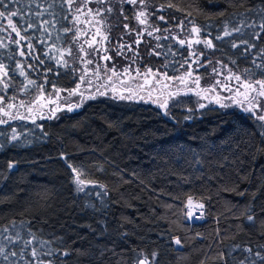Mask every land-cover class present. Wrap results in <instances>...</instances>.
I'll return each mask as SVG.
<instances>
[{"label":"trees","instance_id":"trees-1","mask_svg":"<svg viewBox=\"0 0 264 264\" xmlns=\"http://www.w3.org/2000/svg\"><path fill=\"white\" fill-rule=\"evenodd\" d=\"M4 3L8 10L18 12L12 20L20 35L12 32L6 17L0 18V66L9 83L6 89L0 84V95L27 104L41 85L43 93L59 89L68 95L79 82L84 59L74 39L71 9L64 0ZM174 4L186 11H156L149 17L151 25L161 31L174 30L182 20L188 29L192 21L201 36L212 40V58L251 81L264 79V31L259 27L264 22V13L259 11L264 0ZM133 11L127 5L130 20ZM187 11L192 15L186 18ZM159 15L167 23L158 20ZM234 27L241 30L232 31ZM123 29L116 24L110 30L108 52L114 57H118L116 38ZM225 30L232 34L225 35ZM163 37L146 36L138 46L136 63L141 70L151 67L176 77L184 69L180 65L189 50L172 35ZM157 44L160 54H150V47ZM249 44L255 47L248 48ZM69 47L71 55L66 51ZM61 57L67 67L57 63ZM80 98L63 102L74 105ZM61 108L66 111L54 119H40L37 109L33 118H27L28 111L22 108L19 115L25 119L0 124V144L4 145L0 149V247L18 253L7 260L0 257V264H24L31 259L30 248L24 250L15 239L17 233L32 239L29 231L49 242L44 250H57L45 259H63L66 264H136L144 257L154 264H200L201 260L205 264H264V189L257 191L264 179V129L259 127L264 121L220 105L191 112L174 106L168 115L151 100L110 96L85 99L72 111L66 105ZM13 134L18 137L15 141ZM10 163L14 167L9 168ZM69 164L82 173L81 179L96 183L77 192ZM99 184L106 186V195ZM231 188L236 191H225ZM242 191L244 195L237 194ZM254 192L253 200L250 193ZM189 196L204 204L203 218L186 217ZM245 213L255 221H247ZM174 237L181 239L182 246L174 243ZM33 245L39 246L38 241ZM61 250L71 255L60 256Z\"/></svg>","mask_w":264,"mask_h":264},{"label":"snow or ice","instance_id":"snow-or-ice-1","mask_svg":"<svg viewBox=\"0 0 264 264\" xmlns=\"http://www.w3.org/2000/svg\"><path fill=\"white\" fill-rule=\"evenodd\" d=\"M64 2L67 5V7L69 9H71L73 3L75 2V0H64ZM92 2H95L96 4L106 5V7H104V8H97L95 13H94L95 16H100L104 12H108L109 14H111L114 11V7L111 4L110 0H82V3H83L84 7H87V4L88 3H92ZM115 3L117 5H119V13H120V16H122L124 20H127L128 17L124 15V7L123 6L125 4H128V5L133 6V8L135 9V11L133 12L134 19L137 20L140 25H147V27H144L143 29H141V31L139 33H137V37L138 38L134 41V43H136L137 45L140 43V37L143 36L144 32H147V35L152 36L154 32H159L160 31V29L158 27H152L151 25H148L149 17L151 15H156V11H165L166 9H175L177 11H186L184 9L178 8L176 4L172 3V0H165L164 3H158V0H115ZM0 7H3L5 9L3 11H0V18H5L6 17L8 25L11 28L12 32H15L19 36L20 35V31L17 29L15 24H13V20H12L13 16L18 15V12L14 11V10H8L7 9V5H5V3H4V0H0ZM148 8H154L155 10L152 11V12H149ZM252 10L254 11L255 9H252ZM81 11H82V8L80 6H77L76 12L79 13ZM197 11H199V9H197ZM259 11L261 13H264V8H261ZM88 13L89 14H93V10L91 8H89L88 9ZM220 14L223 15L222 12ZM37 15H40V13H37ZM191 15H192V12L187 11L186 18L190 17ZM157 19L161 20V21H165V23H167V21L165 20V17L163 15L157 16ZM173 19H176V18L173 17ZM262 19H264V18H262ZM45 23H47V22H45ZM189 24L191 25V27L188 30L189 31V35L191 36L192 33L196 34L195 38H190V39L187 40V44H188L189 47H191L192 44H200V43H203L206 47H209V48L213 47L211 39H206V40L201 41V39L199 37L201 29L199 27L195 26L194 22L189 21ZM249 26L251 27V25H249ZM123 27L125 29H128L129 25L128 24H124ZM149 27H152L151 31L148 30ZM177 27L180 28L181 32L184 31V23H183L182 20L177 24ZM259 27H260L261 31H264V22H262L259 25ZM240 30L241 29L237 28V27H234L232 29V31H235V32H239ZM64 31L68 32V31H70V29L65 28ZM164 31L167 32V31H170V29L169 28H165ZM224 34L225 35H231L232 32L228 31V30H225ZM253 35L255 36L256 39H260V34L259 33H254ZM76 38L77 37L74 36V39H76ZM155 38L157 40L161 39V37H159V36H157ZM163 38L164 39H168L167 36H165ZM220 38L221 37H219V36L216 37V39H220ZM21 39H24V37H21ZM104 39L106 40L107 36H105ZM15 43H18V41H15ZM178 43H179V45L184 46L186 41H185V39H178ZM244 43H247V41H244ZM91 46L92 45L89 44V47H91ZM233 46L234 47H238L239 45H235L234 44ZM124 47H125L124 44H120V48L121 49H123ZM155 47L159 48V47H161V45L157 44ZM252 47H255V46L251 45V44L248 45V48H252ZM28 48H29V55H31L32 54V52H31L32 45L30 43L28 45ZM127 49H128V51H133L132 45L128 44L127 45ZM66 51H67L68 55L72 54L70 47ZM79 51H81V52L84 51L82 45L80 46ZM96 51H99V49H97ZM104 51L106 52L107 49H104ZM150 54L159 55L160 53L155 52V48H154L152 50V53H150ZM20 55L24 56L25 53L23 51H21ZM86 55H87V53H85V56ZM117 55H124V53L122 51H120V50H117ZM136 55H138V53H134V55H133V63H135L134 57ZM192 55L196 56L197 54L194 52V53H192ZM199 55L202 56L203 53H200ZM125 58L127 59V57H125ZM102 59L105 60V61H110L112 59V57L108 56V55H104L102 57ZM83 62L85 64H93V60H85ZM41 63H43V61H41ZM57 63L61 64L63 67H67L68 66L67 65V61H63L62 57H61L60 60H57ZM185 63H188V61L185 60ZM193 63H197L198 67H203L204 66L202 64H199V56H197V59L194 60ZM253 63H255V61H253ZM29 67H32V66L29 65ZM164 67H167V65H164ZM180 67H184V65L181 64ZM191 67H192V65L188 64V69L185 71L183 76L169 77L166 72L161 73L160 69H156L155 71H153V69L151 67H146L144 72L141 73V70H140L139 67H136V68L133 69L132 66L129 65L128 67L123 68L121 72H117L115 66H113L111 69H109L107 67V64L101 65L99 63H96L94 65L92 73L96 76L97 79H100L101 78V70H103L104 78L106 79L108 85L112 84V77H114V76L115 77H120L122 75L130 74L133 71L135 72L136 76H142L143 77L144 84H148L150 82L149 81L150 77L156 78V77H159V76H163V80L156 79V83L157 84H162L163 87L167 88L168 85L166 83H164V81L175 79V80H179L181 84H185L188 78L193 77V72L191 71ZM262 67H264V66H262ZM49 70H51V69H49ZM0 71H2V75H0V84H2L3 88L6 89V88L9 87L8 81L4 79V77L7 76V72L2 70V66H0ZM213 71L215 72L216 70L213 69ZM245 71H247V69ZM229 73L230 74H229V76L227 78L228 81H231V80L235 79L238 82V87L235 90V94L237 96H243V100H235L234 102L237 105L243 107V110L245 112H255L257 109H260V98H264V79H258V80L254 81V82H251V81L246 80V79L242 80L241 76L235 75L234 73H231L230 70H229ZM87 74H88V72H87V70H85L84 74L79 77V80H80L81 83L85 82V76ZM21 75H24V72H23L22 68H21ZM262 75H264V73H262ZM199 79H200V77L196 76L194 81H193L197 86H199ZM28 83L29 84H34L35 82L32 81V80H29ZM87 83H88L89 87L93 86L91 79H89L87 81ZM121 83H123V81H121ZM144 84L140 85L139 87L143 88ZM105 86H106L105 84H101V85H99L97 87L96 90H97V93L99 95H106L107 94V92H105V91H100V88L101 87H105ZM217 86L223 87L224 90H226V91H232V88H231L230 84L221 85L220 81H216L213 85H211L208 89H205L204 91L215 92V89H216ZM24 87H25V90H27V86H24ZM38 87L40 89L41 95L37 96L35 99H33L32 101H30L27 104L23 100H21L19 102V106L22 107V108H26L29 113H32L33 112V108L35 106H37V105H39L40 108L48 107L47 104H41L40 103V101L43 99L42 85L38 86ZM241 89H244V91L241 92ZM59 91H60L59 89L56 90L57 94L59 93ZM112 91L113 92H117V89L115 87H112ZM128 91H129L128 95H124L123 93H120L118 95V98L121 99V100H132V99H136L137 98L136 94L132 93L130 89ZM190 91H191V89H190ZM253 93H255V95H252ZM77 94H79L81 96V100L76 105H72L71 103L66 104V107H67L68 111H72L74 109V107L82 106V104L84 103L85 99H95V94L89 95L88 97H85L84 93L80 91L79 85H77V87L75 89H73V90L68 92V97H71V96L77 95ZM150 95L151 94L149 93V97H150ZM175 95H177V93H169V96H175ZM197 95H199V93H197ZM138 98L140 100L144 99L143 96H139ZM204 98L207 99V97H204ZM13 99H15V97H13ZM57 99H59V95H57ZM225 99H232V97H226ZM153 102H157V101H153ZM217 102L219 103V100H217ZM245 102H247L246 106H245ZM2 103H3V96L0 95V104H2ZM48 104H51L52 107L48 108L47 117L44 116L43 112H37V115L39 116L40 119H45V118L54 119V118H57L56 117V113L58 111H62L63 110L60 107V105L56 103V100H49ZM159 106L161 108L167 109V107H168L167 101L165 100L163 103H160ZM220 106L221 107H228L229 105L222 103ZM15 107H16L15 104L9 103V104H7L6 108L5 107H0V113H2L4 117H7L9 119H17V118L25 119V117L22 116V115H19V114L13 115L10 111L6 110V109H12V108H15ZM199 107L200 108H204V107H206V105L200 104ZM189 112H191V109H189ZM260 112H261V114L259 116H257L256 119H258L260 121H264V109H260ZM165 114H167V112ZM3 123H7V120L0 119V124H3ZM33 123H35V121H33ZM259 127L261 129H264V123L260 124ZM261 134L264 135V132H262ZM11 139L15 141V140L18 139V137H17V135L13 134ZM3 147H4V145L0 144V149H2ZM262 151H264V150H262ZM68 166L71 168V171L73 173H75L74 182H75V186H76V191L77 192H83L84 191V187L83 186L88 184V183H92V184L96 183L94 181H90V180H87V179H83V180L80 179V176L82 175V173L80 171H78L77 168L73 167L71 164H69ZM8 167L12 168V167H14V165L10 163L8 165ZM243 179L246 180L247 176L243 177ZM99 188L105 189V192L103 194L104 195L107 194L105 185L99 184ZM261 189H264V179H261L259 181V183H258V186H257V191H260ZM225 191H236V189L235 188L225 189ZM245 191H247V190H245ZM96 194L97 195H101V193H99V192L96 193ZM237 194L238 195H244L245 192L242 191V192H238ZM256 195H257V193H255V192L254 193H250V196H251V198L253 200L256 198ZM192 203H193L192 197L189 196L188 200H187L188 206L191 207ZM90 206H92V205H90ZM197 207L201 210V215L196 217V218L197 219H201V218H203L204 204L203 203H199L197 205ZM249 213H250V209H249ZM249 213H245L244 214L246 220L249 221V222H254L255 221V217L252 214H249ZM185 215H186L187 218H191L192 213L188 212V213H185ZM15 223H16L15 221L12 222L13 226H15ZM4 230L7 231L8 229H4ZM262 234H264V233H262ZM197 235H199V234H197ZM28 236H30L32 239H25V238L21 237L19 235V233H17V235L15 237V239L17 241H19V242H21L23 244L24 250H28L30 248L31 259L25 260L24 264H66V261H64L63 259H57V260L45 259L46 257H53L57 250L53 249L51 247H47V249L44 250L46 245L49 242H46V241H44L42 239H38L37 236H36V233H34V232L29 231L28 232ZM173 239H174V243L176 245L182 246V241H181L180 238L174 237ZM34 240L38 241V245L39 246L33 245V241ZM9 241L12 242V238L11 237H9ZM249 251H251V249H249ZM17 254L18 253L16 251H8V252H6L3 247H0V257H3V259H5V260L9 259L10 256L11 257L17 256ZM70 255H71L70 251H63V250L60 251V256L67 257V256H70ZM152 255H153V257H155L156 253L154 252ZM220 258L223 259L222 256ZM261 259H264V257H261ZM136 264H154V261L148 262L147 257H144L143 259H138L136 261ZM200 264H205L204 260H201Z\"/></svg>","mask_w":264,"mask_h":264},{"label":"rangeland","instance_id":"rangeland-1","mask_svg":"<svg viewBox=\"0 0 264 264\" xmlns=\"http://www.w3.org/2000/svg\"><path fill=\"white\" fill-rule=\"evenodd\" d=\"M181 1H185V0H172L173 3H178ZM188 1V0H187ZM190 1V0H189ZM111 4L114 7V11L109 14L108 12H104L102 15L100 16H95L94 13L96 11L97 8H104L106 7V5L103 4H96L95 2L92 3H88L87 7L83 6L82 0H75V2L72 5L71 8V12L72 15L75 19V23H76V27L74 30V36L77 37L76 41H78V43L80 44V46H83L84 49V59L81 61L83 68L81 67V71L79 73V77L81 75L84 74L85 70H87L88 74L85 76V82L81 83L80 80L78 82L77 85H79V89L81 92L84 93V96L88 97L89 95H93L95 94V97H102V96H110V97H116L118 98V95L120 93H123L124 95H128L129 93H124L121 92L117 86H121L118 84H111L108 85L106 79L104 78V73L103 70H101V78L97 79L96 76L92 73V70L94 68V65L96 63H99L101 65L107 64V67L109 69H111L113 66L116 67L117 72H121L123 68L128 67L129 65L132 66V68H136L139 67V64L136 63V59L138 57V55H136L134 57L135 59V63H133V55L134 53H138V46L136 43H134V41L138 38L137 37V33H139L141 31V29H143L144 27H147V25H140L139 22L137 20L134 19L133 15L131 17V20L129 19V16L126 13V8L128 4H125L124 7V15L128 17L127 20H124L122 16H120L119 13V5H117L115 3V0H110ZM248 0H226V4L230 5V4H247ZM77 6H80L82 8V11L77 13L76 12V8ZM91 8L93 10V14H89L88 13V9ZM133 8V6H132ZM133 10L135 11V9L133 8ZM133 11V12H134ZM116 24L119 25H124V24H128L129 28L128 29H123L122 32L120 33V35L116 38V43L114 46V49L116 50H120L124 53V55H118V57H114L112 56L108 51L110 50V30L116 26ZM148 25H151V23L149 22L148 19ZM152 27H154L153 25H151ZM196 26V25H195ZM152 27H149V31L152 30ZM189 28L185 29L184 31L181 32L180 28L176 27V29L174 30H170V31H164V30H160L159 32H154L153 35L151 37H153L154 39H156L155 37L159 36V37H165V36H170L172 35V37L176 40L178 39H185L186 43L185 45H187L188 50H189V54L186 56V58L184 59V61L182 62L184 65V69L182 70V72L178 73L177 76H183L185 71L188 69V64H191V71L193 72V77L188 78L185 84H181L179 80H177V84H175V87H177V90L174 93H177V95L175 96H170L169 98L165 97V95H160L158 98H152L149 99L148 96V90H149V86H145L143 88L139 87L142 83H143V77L142 76H136L135 72H131L130 74L127 75H122L120 77H118V79L124 80L126 77L129 78V80L125 83L123 82V84H125L126 86H132L135 91H136V96L137 98L134 100H140L138 97L139 96H143L144 99L141 101L147 102L148 100L154 101L153 99H155L157 102H155L158 106L160 103H163L165 100L167 101L168 107L167 109L161 108L159 106V108L164 112L169 115L172 107H177V106H182L184 109H191L194 110L196 108H200L199 105L200 104H204V105H221L223 104H227L229 105L228 107H233V108H238L240 110H243V107L237 105L234 101L235 100H243V96H237L235 94V90L238 87V82L233 79L231 81H228V76H229V70L231 71V73H234L235 75H239L241 76L242 80L246 79L249 80L247 78L244 77V75L242 73H239L233 69H231L227 64H224L223 62L216 60L214 58L211 57V54L209 53L210 49L209 47H206L203 43L200 44H192L191 47L188 46L187 44V40L190 38H195V33H192L191 36L189 35ZM130 33V34H129ZM107 36V39L105 40L104 37ZM147 35V32H144L143 36L140 37V42H142ZM199 37L201 39V41L206 40V38H204L203 36H201V34H199ZM89 44H91L92 46L89 47ZM120 44H124L125 47L123 49L120 48ZM131 44L132 45V49L133 51H128L127 49V45ZM155 48V52L156 47L154 45V47H150V51H152ZM97 49H99V51H96ZM104 49H107V51L105 52ZM85 51L87 52V55L85 56ZM98 52L101 53L100 55H98ZM196 53V56H193L192 53ZM203 53L202 56H200L199 54ZM104 55H108L111 56L112 59L110 61H105L102 59V57ZM82 56V57H83ZM197 56H199V64L204 65L203 67H198L197 63H193L194 60L197 59ZM127 57V59L125 58ZM85 60H93V64H85L83 61ZM185 60L188 61V63H185ZM121 64V65H120ZM213 69H215L216 71L214 72ZM141 70V69H140ZM144 70H141V73H143ZM0 75H2V71H0ZM169 77H171L170 75H168ZM196 76H199V86H197L193 81L195 79ZM162 76H159L157 78H160ZM113 79L116 78L115 76L112 77ZM91 79L92 80V85L91 87H89L87 81ZM216 81H220L221 85L223 84H230L232 91H226L224 90L223 87L217 86L215 89V92L212 91H204L205 89H208L211 85H213ZM251 81V80H249ZM166 82H169L166 81ZM254 82V81H251ZM101 84H105V87H101L100 91H105L107 92L106 95H99L97 93V87ZM77 87V86H76ZM112 87H115L117 89V92H113L112 91ZM151 87V86H150ZM191 89V91H190ZM244 89H241V92H243ZM197 93H199V95H197ZM218 94V95H217ZM41 95V92L37 93V96ZM57 95H59V99H57ZM78 95H73L71 97H68L67 94L61 93L59 91V93L57 94V92H51V93H43V99L40 101L41 104H47L48 107H44V108H40L39 105L35 106V108H33V110H36V112H43L44 116L48 115V108L52 107L51 104H48L49 100H56V103L60 105V107H63V105L65 106L66 104L63 102V99L65 101L70 100L71 98H77L78 99ZM252 95H255V93H253ZM36 96V97H37ZM168 96V95H167ZM35 97V98H36ZM204 97H207V99H205ZM226 97H232V99H225ZM67 98V99H66ZM81 99V98H80ZM217 100H219V103L217 102ZM9 103H13L16 105L15 108L12 109H6L8 111H10L13 115H17L19 114V112L22 109V107L19 106V102L16 101V99L13 98H4L3 97V103L0 104V107H5L7 106V104ZM77 104V103H76ZM74 104V105H76ZM247 105V102H245V106ZM38 107V108H36ZM260 109H264V98H260ZM260 109H257L255 112H250L256 116H259L261 114ZM64 111H66L65 109H63L62 111H58L56 113V115H61ZM244 111V110H243ZM24 113V111H23ZM28 114H25V116L27 118H33V114L27 112ZM0 119H5V120H9V118L4 117L2 113H0ZM81 179V177H80ZM83 180V179H82ZM89 185L86 184L83 187H87ZM193 201V200H192ZM199 203H196L195 201H193L192 206L189 207V212L192 213V216L195 217V214L198 211H201L197 205ZM191 216V217H192Z\"/></svg>","mask_w":264,"mask_h":264},{"label":"flooded vegetation","instance_id":"flooded-vegetation-1","mask_svg":"<svg viewBox=\"0 0 264 264\" xmlns=\"http://www.w3.org/2000/svg\"><path fill=\"white\" fill-rule=\"evenodd\" d=\"M174 77V76H171ZM156 79H160L163 80V76L160 78H150V82L148 84H144V80H143V84L144 87L145 86H149V90H148V94L150 93V97L148 96L149 99L155 98V97H159L160 95H167L169 92H174L177 90V87H175V84H177V80L173 79V80H169V82L164 81V83H166L168 85L167 88L163 87L162 84H157L156 83ZM129 80L128 77H126L124 80H122L124 83L125 81L127 82ZM118 84L121 86H117V88L124 93H129V89L131 90L132 93H136L135 89L132 86H126L125 84L121 83V81H112V84ZM151 86V87H150Z\"/></svg>","mask_w":264,"mask_h":264},{"label":"built area","instance_id":"built-area-1","mask_svg":"<svg viewBox=\"0 0 264 264\" xmlns=\"http://www.w3.org/2000/svg\"><path fill=\"white\" fill-rule=\"evenodd\" d=\"M201 215V211H198L196 214H195V218L200 216ZM197 219V218H196Z\"/></svg>","mask_w":264,"mask_h":264},{"label":"water","instance_id":"water-1","mask_svg":"<svg viewBox=\"0 0 264 264\" xmlns=\"http://www.w3.org/2000/svg\"><path fill=\"white\" fill-rule=\"evenodd\" d=\"M151 78V77H150ZM150 78H149V80H150ZM143 84V83H142ZM11 120V119H10ZM3 124H6V123H3Z\"/></svg>","mask_w":264,"mask_h":264}]
</instances>
